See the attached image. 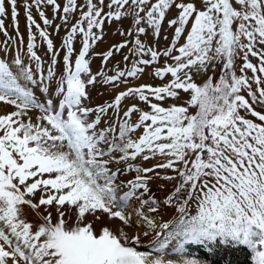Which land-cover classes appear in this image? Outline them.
<instances>
[{"label": "snow or ice", "instance_id": "6c2138e0", "mask_svg": "<svg viewBox=\"0 0 264 264\" xmlns=\"http://www.w3.org/2000/svg\"><path fill=\"white\" fill-rule=\"evenodd\" d=\"M42 5L62 11L66 28L71 24L61 49L33 18L35 7L43 24L52 25ZM22 6L29 63L19 51L11 61L0 58V101L16 108L0 115V264H212L196 248L208 256L218 248L247 249L251 264H264V0H66L63 6L23 0ZM19 7L20 0H0V30L10 12L19 35ZM127 18L131 27L120 35L130 39L94 55L106 67L131 45L132 66L93 73L89 53L103 39L105 22ZM165 23L173 30L166 47L141 39L151 32L158 44ZM33 26L51 54L46 74ZM148 68L160 85L129 84ZM201 75L207 78L197 82ZM21 77L45 100L22 86ZM98 83L126 87L110 103L90 107L89 89ZM124 101L130 106L121 117ZM109 110L115 121L108 117L101 127ZM126 172L135 175L119 180ZM156 180L172 184L162 202L151 195ZM122 187L127 191L118 195ZM133 199L140 201L142 234L125 230ZM145 205L149 213L168 206L177 215L157 225ZM104 216L108 223L97 228ZM157 228L168 231L148 239ZM145 240L152 251L138 250ZM170 254L176 259L165 258Z\"/></svg>", "mask_w": 264, "mask_h": 264}, {"label": "rangeland", "instance_id": "374dc122", "mask_svg": "<svg viewBox=\"0 0 264 264\" xmlns=\"http://www.w3.org/2000/svg\"><path fill=\"white\" fill-rule=\"evenodd\" d=\"M58 3L63 6V4L66 2V0H57ZM79 3H83V0H78ZM108 0H105V3H107ZM154 2V0H153ZM23 0H20V7H19V16H18V30H19V35L17 33V26L13 24L10 12L9 15L4 18L5 20V29L0 30V58H5L8 61H11L14 59L17 51L20 52L21 57L24 59L25 64L27 65L29 63L28 61V56H27V43L29 39V34H28V21L26 19L24 9H23ZM42 10L45 12L46 16L48 17L49 20L52 21L51 26H45L43 24L42 19L39 16L38 10L33 7L32 9V15L33 18L36 20L37 23L41 25V28H46V30L49 32V37L52 39L53 44L56 49H61L63 39L67 35V30L68 28L71 27V24L67 26V28L64 26L62 20L60 19V16L63 15L62 11L59 13H54L52 6L50 5H42ZM86 10V9H85ZM105 11H107V8H105ZM175 15V12L169 13V19L172 18ZM79 12L76 13V15L72 19V23L75 22V19L78 18ZM61 25L59 31L56 30L55 25ZM104 35L103 39L100 41H97L96 44L93 46L92 50H90L89 56L91 57V69L93 73H96L101 70V68H104V71L112 75L115 73V70L117 67L124 69V68H130L132 66V62L136 57L132 56V54L129 52V47H126L122 49L120 52L114 53V56L109 59L107 66L105 67L102 61V57L99 55H94V53H103L108 51L110 48H112L113 45L119 44L123 42L125 39H130L129 37L122 36L120 35L121 31H127L131 27V21L130 18L127 19H122L121 21L117 22L115 20H112L110 23L108 21L105 22L104 24ZM5 31L7 32V35H5ZM99 32V30H94ZM32 33L35 35V43H36V51L37 54L41 56L42 60L44 61V69H45V74L47 72V65L50 63L51 59V54L48 53L47 50V44L42 40V38L39 36V31L33 26L32 28ZM173 34L172 29H168L167 23L164 24V30L161 32L160 40L159 43H155L153 37L151 36V32H149V35L147 37L142 36L141 39L145 40L146 43H148L150 46L163 49L168 45V43L171 40ZM167 35L169 37L168 41L164 40V36ZM20 37H23V43L20 42ZM82 37L77 36L74 41V48L76 52L78 53L82 44ZM183 41H181L182 43ZM63 55L64 51L61 50L60 54L58 56V64H57V70L59 71L63 67ZM128 56L129 60L127 62L124 61L123 57ZM148 58V57H144ZM171 63V61H169ZM255 62V61H253ZM160 63H163V58L161 59ZM237 63H241V61H237ZM31 67L35 70V63L33 62L31 64ZM154 69L153 68H148L146 69V73L144 76L140 78H128L129 84L132 86H136L142 83H149L153 85H160L162 83L161 80L158 78L152 77L148 75L147 73L152 72ZM239 74V73H238ZM208 75H212L211 72L208 73ZM248 75H251V72L248 73ZM219 76V70L215 73L214 79L218 78ZM197 79V82H200L202 80H205L207 78L206 75H201L198 77H195ZM19 83H21L22 86H26L32 89V91L35 93L36 97L40 101L45 100V95L42 94L38 88L35 86H32L29 82L25 81L22 77L19 80ZM126 85H119L118 88L112 89L108 85H104L102 83H98L95 87H90V96L91 99L90 101H87L86 103L90 107H95L100 104L104 103H110L111 100L114 98V95L121 91L124 90ZM255 87V86H254ZM183 95V94H182ZM186 100L187 97H184ZM135 103H138L139 107L145 108L147 110V106L143 104L142 102H137V101H132ZM130 106L129 101H124L122 102V111H121V117H122V112L123 110L127 107ZM16 108L13 105H8L4 103L3 101H0V115L10 113L12 111H15ZM190 111H194L190 109ZM29 115L35 118L39 115V110L38 109H33L29 112ZM108 117H113V121H115V117L113 116V113L111 110L107 113V115L104 117V120L101 124V127L106 126V123L108 122ZM94 118V117H93ZM137 117L134 115L133 120H135ZM155 161L148 162L145 164V166H151V163H154ZM135 163H140L139 159L135 161ZM124 165L121 164L120 167H123ZM113 170H115L116 165H112ZM135 173L134 172H126L123 175L119 177V180L127 181L129 179H132L134 177ZM119 182V181H118ZM160 184H165V189H159ZM151 195H153L157 200L163 201L165 195L167 192H169L172 189V184L167 183L163 180H156L154 181L151 185ZM124 191H127L126 187H122L120 189V192L118 195L122 194ZM149 194H145L144 199H147ZM140 207V201L137 199H133L129 202V206L125 209L126 213L131 214V227L126 226L125 230L129 232V234H134V233H143L146 228L144 224L141 222L139 225L136 224V221L140 219L137 216V209ZM41 212H43V209H40ZM143 211L152 217L157 225L169 222L174 219V217L177 215V213L174 211V209L168 207V206H162L158 209L157 212L155 213H149L148 212V205H145L143 208ZM54 219H55V213L53 214ZM29 220L33 219V216L31 213H29L28 216ZM88 220H93V217L89 216L87 218ZM108 223V218L106 216L102 217L100 221L96 222V227L99 228L101 224ZM115 223H120L118 220L115 221ZM109 226H112L109 224ZM171 228V224H170ZM159 231L160 232V239L163 238V236L166 234L168 231L167 229L161 230L159 228L153 230L150 232V235L148 239H152L154 236L155 232ZM153 246L148 245L147 240H145L144 246L139 247L138 250L140 251H152ZM196 251V250H195ZM155 255V253H153ZM166 259H176V256L174 254H170L165 256Z\"/></svg>", "mask_w": 264, "mask_h": 264}, {"label": "trees", "instance_id": "16d2710c", "mask_svg": "<svg viewBox=\"0 0 264 264\" xmlns=\"http://www.w3.org/2000/svg\"><path fill=\"white\" fill-rule=\"evenodd\" d=\"M199 255L206 256L212 264H251L250 251L247 249H217L215 254L208 256L201 249L196 248Z\"/></svg>", "mask_w": 264, "mask_h": 264}]
</instances>
